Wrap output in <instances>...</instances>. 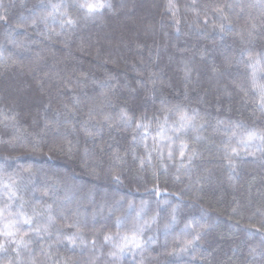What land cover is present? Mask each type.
<instances>
[{
	"label": "trees",
	"instance_id": "trees-1",
	"mask_svg": "<svg viewBox=\"0 0 264 264\" xmlns=\"http://www.w3.org/2000/svg\"><path fill=\"white\" fill-rule=\"evenodd\" d=\"M0 264H264V0H0Z\"/></svg>",
	"mask_w": 264,
	"mask_h": 264
},
{
	"label": "snow or ice",
	"instance_id": "snow-or-ice-1",
	"mask_svg": "<svg viewBox=\"0 0 264 264\" xmlns=\"http://www.w3.org/2000/svg\"><path fill=\"white\" fill-rule=\"evenodd\" d=\"M81 7H86L88 9V12L91 13V12L97 10L98 8L103 7V4H87V5H81ZM68 23H72V21L69 20ZM181 119L183 120L184 117L181 116ZM181 155H183V152L181 153ZM27 222L28 221H25V223H27ZM106 239H108V237H106ZM125 239H127V238H125ZM133 239H134V237H133ZM136 246L139 247V245H136Z\"/></svg>",
	"mask_w": 264,
	"mask_h": 264
}]
</instances>
